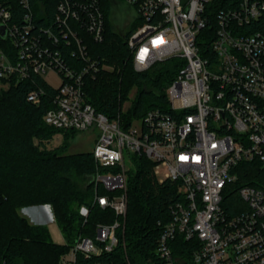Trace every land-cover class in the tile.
<instances>
[{"label": "built area", "instance_id": "built-area-1", "mask_svg": "<svg viewBox=\"0 0 264 264\" xmlns=\"http://www.w3.org/2000/svg\"><path fill=\"white\" fill-rule=\"evenodd\" d=\"M37 1L35 12L31 0H0V26L6 30L0 35V82L7 87L12 79L33 76L47 82V73L60 78L59 87L47 82L55 94L45 122L65 132L99 131L92 204L116 216L111 224H98L94 238L80 235L60 264L119 246L129 171L140 157L153 163L159 184L176 183L182 196L160 223L152 264H264V188H240L235 213L224 206L240 162L257 160L264 169V0H124L141 22L127 39L135 70L170 59L183 63L167 89L170 111L149 110L127 127L121 115L110 119L97 112L85 91L88 76L112 70L91 56L79 32L96 43L104 40L100 0H60L47 28L35 23L36 15L49 21L43 0ZM217 2L224 7L215 12L216 30L203 53L199 36ZM44 96L36 87L27 101L38 106ZM100 187L107 193H99ZM90 213V206H81L86 221Z\"/></svg>", "mask_w": 264, "mask_h": 264}, {"label": "trees", "instance_id": "trees-1", "mask_svg": "<svg viewBox=\"0 0 264 264\" xmlns=\"http://www.w3.org/2000/svg\"><path fill=\"white\" fill-rule=\"evenodd\" d=\"M117 1L100 0L105 14V33L101 43H96L85 32H79L91 56L112 68L111 71H101L95 78H86L85 91L90 103L97 112L110 119L121 115L123 125L127 127L134 120L142 119L149 110L170 111L167 89L183 63L170 59L145 72H137L127 39L141 22H132L126 34L117 33L111 21V10ZM59 2L43 0L49 21L36 15V25L49 27ZM31 3L35 12L38 11V1L31 0ZM223 7L220 2L209 7L210 23L199 36L203 53L210 45L209 35L216 30L215 12ZM17 13H24L23 8L18 7ZM70 25L75 27L72 22ZM0 46L5 43L0 41ZM0 84V264H60L61 257L69 253L80 235L94 238L97 225L111 224L116 216L111 209L92 204L96 192L92 178L97 169L92 152L67 154L64 153L65 146L57 150L47 149V143L55 135L67 136V133L76 132H65L45 122L44 117L53 106L55 89L38 76L25 81L12 79L7 87L5 82ZM36 87L45 91L38 106L27 101V94ZM134 88L137 96L123 111ZM153 166L144 157L134 159L128 179L126 230L124 236L120 235L119 246L111 253L89 260L79 254L77 264H128L127 258L137 264L155 262L162 231L160 223L169 220L170 207L181 201L182 196L176 183L159 184ZM234 172L238 179L229 186L230 192L224 202L230 213H235V208L241 204L240 188H264V169L259 161L240 162ZM98 190L107 193L101 187ZM44 205L52 208L66 240L64 245L52 240L47 226L33 224L20 214L22 209ZM83 205L91 208L87 221L80 215Z\"/></svg>", "mask_w": 264, "mask_h": 264}, {"label": "rangeland", "instance_id": "rangeland-1", "mask_svg": "<svg viewBox=\"0 0 264 264\" xmlns=\"http://www.w3.org/2000/svg\"><path fill=\"white\" fill-rule=\"evenodd\" d=\"M136 16L137 13L133 7L129 6L124 0H118L111 10V21L114 30L117 33L126 34L129 31L130 25L135 20ZM44 78L54 87H59L61 84L60 78L54 73H47L45 74ZM136 96L137 89L134 88L129 95V100L126 101L124 104L123 108L125 110L128 109V107L131 105L132 101L136 98ZM64 135L65 134L55 135L53 140L47 143V149L57 150L59 147L65 146L67 147L65 149V152L64 150H59L58 152H64L67 154L92 152L95 148L96 140L99 136V131L97 129H94L86 132L77 131L73 134L67 133V136ZM35 145H39L38 140L35 141ZM33 210L34 209L32 207L25 208L20 210V214L30 220V213ZM45 226L48 227L49 232L54 241L64 242L62 234L58 229L57 224H55L54 220H49V222L46 223ZM62 257H64V255Z\"/></svg>", "mask_w": 264, "mask_h": 264}, {"label": "crops", "instance_id": "crops-1", "mask_svg": "<svg viewBox=\"0 0 264 264\" xmlns=\"http://www.w3.org/2000/svg\"><path fill=\"white\" fill-rule=\"evenodd\" d=\"M34 210L30 213V216H31V219L30 221L33 223V224H37V225H45L46 223L49 222V220H54L55 221V217H54V214H53V211H52V208L49 206V205H44V206H34L32 207ZM55 224L56 221H55ZM58 227V225H57ZM59 229V227H58ZM49 230V229H48ZM60 230V229H59ZM61 232V231H60ZM50 233V232H49ZM62 234V233H61ZM51 235V234H50ZM52 237V236H51ZM62 237H63V240L64 242H55L57 244H60V245H64L66 243V240L62 234Z\"/></svg>", "mask_w": 264, "mask_h": 264}, {"label": "water", "instance_id": "water-1", "mask_svg": "<svg viewBox=\"0 0 264 264\" xmlns=\"http://www.w3.org/2000/svg\"><path fill=\"white\" fill-rule=\"evenodd\" d=\"M0 35L3 36V37H5V35H6V30L2 26H0Z\"/></svg>", "mask_w": 264, "mask_h": 264}]
</instances>
